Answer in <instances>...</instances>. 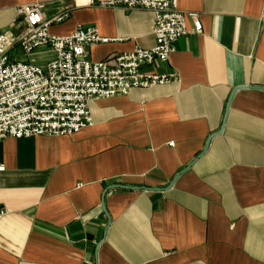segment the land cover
Returning a JSON list of instances; mask_svg holds the SVG:
<instances>
[{
    "label": "crops",
    "instance_id": "1",
    "mask_svg": "<svg viewBox=\"0 0 264 264\" xmlns=\"http://www.w3.org/2000/svg\"><path fill=\"white\" fill-rule=\"evenodd\" d=\"M34 2L45 19L69 12L52 35L111 39L91 61L154 45L151 11L87 0H0V33ZM177 8L202 32L143 68L173 82L91 100L92 125L69 136L0 138V264H264V0Z\"/></svg>",
    "mask_w": 264,
    "mask_h": 264
},
{
    "label": "built area",
    "instance_id": "2",
    "mask_svg": "<svg viewBox=\"0 0 264 264\" xmlns=\"http://www.w3.org/2000/svg\"><path fill=\"white\" fill-rule=\"evenodd\" d=\"M87 3L102 8L151 11L154 45L111 54L94 62L89 58V47L111 40L101 37L97 28L78 24L69 35H52L50 24L64 22L69 17L67 10L45 19L42 2L17 6L12 24H21V30L17 34L10 30L0 33V138L69 136L92 125L91 100L173 82L172 74L143 68L157 61L167 62L177 39L202 32L196 14L179 11L177 0H87ZM186 16L193 21L190 29L185 23ZM39 48L49 49L53 57L43 65L23 59ZM6 213L0 208V217Z\"/></svg>",
    "mask_w": 264,
    "mask_h": 264
},
{
    "label": "water",
    "instance_id": "3",
    "mask_svg": "<svg viewBox=\"0 0 264 264\" xmlns=\"http://www.w3.org/2000/svg\"><path fill=\"white\" fill-rule=\"evenodd\" d=\"M253 88H258V89H262L264 90L263 87H253ZM237 89H234L233 92L231 93V96L233 95V93L236 91ZM230 96V97H231ZM221 130V129H220ZM220 130L218 132H220ZM205 150V149H204ZM201 155H198V157L195 158L198 159ZM125 186V185H124ZM124 186H121V185H115V186H112V188H117V187H124ZM170 186V185H169ZM128 188V187H126ZM135 189H142V190H149V191H157V190H164V189H160V188H148V187H133ZM168 188V187H167ZM110 221L109 217H108V222Z\"/></svg>",
    "mask_w": 264,
    "mask_h": 264
}]
</instances>
